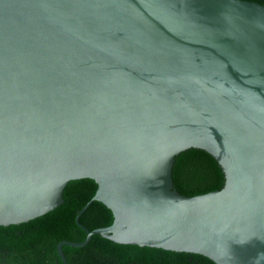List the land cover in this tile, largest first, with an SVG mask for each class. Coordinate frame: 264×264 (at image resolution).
<instances>
[{"label": "water", "instance_id": "obj_1", "mask_svg": "<svg viewBox=\"0 0 264 264\" xmlns=\"http://www.w3.org/2000/svg\"><path fill=\"white\" fill-rule=\"evenodd\" d=\"M213 184L183 192L175 160ZM97 187L75 215L114 241L264 264V4L252 0H0V225ZM110 224L89 230L93 200Z\"/></svg>", "mask_w": 264, "mask_h": 264}, {"label": "trees", "instance_id": "obj_2", "mask_svg": "<svg viewBox=\"0 0 264 264\" xmlns=\"http://www.w3.org/2000/svg\"><path fill=\"white\" fill-rule=\"evenodd\" d=\"M264 4V0H252ZM172 177L183 192L213 184L212 162L198 151H188L175 160ZM97 187L91 177L70 179L63 188V201L28 221L0 225V264H62L56 244L61 239L81 241L86 232L75 215ZM113 214L102 201L93 200L79 215L89 230L108 225ZM67 264H217L210 257L193 251L114 241L93 233L81 246L62 245Z\"/></svg>", "mask_w": 264, "mask_h": 264}]
</instances>
